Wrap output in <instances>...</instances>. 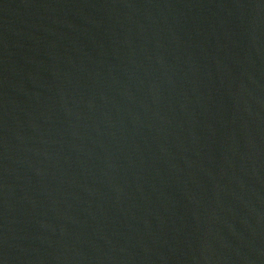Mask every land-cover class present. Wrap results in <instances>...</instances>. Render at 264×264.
<instances>
[{
  "label": "water",
  "instance_id": "1",
  "mask_svg": "<svg viewBox=\"0 0 264 264\" xmlns=\"http://www.w3.org/2000/svg\"><path fill=\"white\" fill-rule=\"evenodd\" d=\"M0 264H264V0H0Z\"/></svg>",
  "mask_w": 264,
  "mask_h": 264
}]
</instances>
